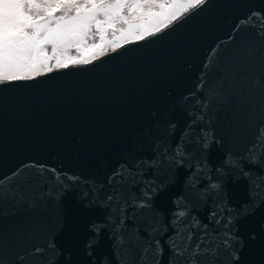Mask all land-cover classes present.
<instances>
[{
    "label": "water",
    "instance_id": "water-1",
    "mask_svg": "<svg viewBox=\"0 0 264 264\" xmlns=\"http://www.w3.org/2000/svg\"><path fill=\"white\" fill-rule=\"evenodd\" d=\"M252 12L264 0H208L143 43L0 82V264H140L145 245L152 264L155 241L169 264L197 224L228 233L220 264H264V34L238 27Z\"/></svg>",
    "mask_w": 264,
    "mask_h": 264
},
{
    "label": "snow or ice",
    "instance_id": "snow-or-ice-1",
    "mask_svg": "<svg viewBox=\"0 0 264 264\" xmlns=\"http://www.w3.org/2000/svg\"><path fill=\"white\" fill-rule=\"evenodd\" d=\"M207 3L208 0H0V82H25L32 75L38 77L41 70L51 73L49 62L52 60H55L56 66L66 69V61L73 59L67 55L69 47L73 44L79 46L93 27L101 42L100 45L92 44L90 47L93 49L100 47L102 50L106 28L114 29L111 43L117 46L119 40L126 41L128 35L135 36L143 43L146 33L148 39L154 38L152 29L157 35H162L169 31L170 25L175 27V24L204 8ZM57 12L60 15H56ZM117 23L126 25L120 29L119 38H115L114 26ZM238 27H252L264 34V13H250L243 21L238 22ZM46 45H51V55L48 54ZM74 62L87 63L83 59H76ZM163 144L166 141L161 139L158 147ZM258 146L264 149V131L253 149ZM176 151L182 154L179 147ZM52 172L55 174L54 169ZM110 179L117 184L114 191L118 195L124 180L122 172L118 170ZM152 191L155 192L156 189L153 188ZM107 199L112 200L114 196L110 195ZM185 215L183 211L178 213L179 217ZM196 226L202 229L199 236L190 231V225H186L183 232L177 228L175 237L170 238L168 245L171 257L169 264H220L218 256L221 248L228 249L230 254L235 251L229 249L228 233H225L224 240L217 243V237L207 232V225ZM99 230L93 225L95 233L98 234ZM135 239L137 238L133 237ZM155 244L157 247L153 252L152 264H159L155 257L163 249L159 241H155ZM88 246H92L91 240ZM43 251L40 247L34 249L35 254ZM149 252H152L151 246L145 245L140 264H144ZM126 264H136V261L129 259Z\"/></svg>",
    "mask_w": 264,
    "mask_h": 264
},
{
    "label": "rangeland",
    "instance_id": "rangeland-1",
    "mask_svg": "<svg viewBox=\"0 0 264 264\" xmlns=\"http://www.w3.org/2000/svg\"><path fill=\"white\" fill-rule=\"evenodd\" d=\"M56 15H60V13L57 12ZM125 27H126V25H123L122 23H117L114 26L115 38L120 37V35H121L120 29L125 28ZM113 30H114L113 28H106L105 29V43L102 46V50L100 47L93 49L90 47L92 44L95 43L97 45H100V43H101L100 37L96 33L95 27H93L92 31L88 34L87 37L84 38L83 42L79 46L76 44H73L69 47L67 54H71L72 55L71 57H73V59L66 61L67 66L72 65V64H79V63L74 62L76 59H83V60H86L87 62H90L94 59L101 57L102 55L109 52L110 50H113V49H116V48L122 46L125 43L138 40L135 36L128 35L127 40L125 41L123 39H120L119 40V46H117L116 44L111 43V41L114 39ZM151 31L154 32L155 30L152 29ZM146 35H148V34L146 33L145 36ZM46 49L48 51V54L51 55V45H46ZM49 63H50L52 70L60 68V67L56 66L55 60H52ZM44 72H47V70H41L40 74H42ZM32 76H34V75H32Z\"/></svg>",
    "mask_w": 264,
    "mask_h": 264
},
{
    "label": "trees",
    "instance_id": "trees-1",
    "mask_svg": "<svg viewBox=\"0 0 264 264\" xmlns=\"http://www.w3.org/2000/svg\"><path fill=\"white\" fill-rule=\"evenodd\" d=\"M67 55L72 56L71 54H67Z\"/></svg>",
    "mask_w": 264,
    "mask_h": 264
}]
</instances>
